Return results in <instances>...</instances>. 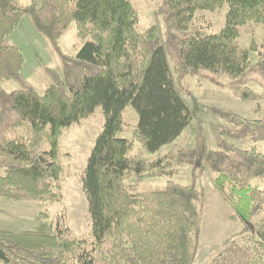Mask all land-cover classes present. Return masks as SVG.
<instances>
[{
  "label": "trees",
  "instance_id": "16d2710c",
  "mask_svg": "<svg viewBox=\"0 0 264 264\" xmlns=\"http://www.w3.org/2000/svg\"><path fill=\"white\" fill-rule=\"evenodd\" d=\"M19 3L0 0V197L58 202L63 130L98 107L105 123L83 177L92 221L91 249L73 238L61 221L55 228L41 221L30 231L1 230L0 262L67 264L78 252L77 264H190L197 187L168 180L163 191H130L125 185L129 152L137 142L145 152L156 153L174 143L191 123L174 76L183 80L209 72L234 82L255 75L264 81V41H253L248 49L236 43L240 29L264 26V0H163V38L155 25L145 33L138 31L139 17L130 0H32L26 8ZM222 8L227 10L225 26L218 34L189 32L198 10ZM25 15L63 65L62 75L54 74L43 95L22 77L21 49L8 43ZM71 24L77 37L87 40L73 55L60 46ZM252 53L258 64L251 62ZM11 81L23 89L6 92L2 84ZM255 97L248 88L243 94L244 99ZM129 107L139 118L132 140L118 137ZM228 123L222 132L227 141H221L207 160L216 189L235 208L231 219L248 224L258 218L257 244L253 248L245 238L232 241L210 264H264V154L231 142H264V119L231 115ZM171 174L176 172L156 176Z\"/></svg>",
  "mask_w": 264,
  "mask_h": 264
},
{
  "label": "rangeland",
  "instance_id": "374dc122",
  "mask_svg": "<svg viewBox=\"0 0 264 264\" xmlns=\"http://www.w3.org/2000/svg\"><path fill=\"white\" fill-rule=\"evenodd\" d=\"M162 1L130 0L139 17L140 33L147 32L154 25L158 27L161 37L165 33L160 11ZM31 2L20 0L19 5L26 8ZM226 11V8L198 10L189 25V32L218 34L225 26ZM86 41L77 37L76 26L71 24L60 41L61 50L65 54H76ZM253 41L258 44L264 41L263 25L250 24L240 29L236 41L240 49H248ZM8 43L21 49L24 56L22 77L40 95L53 83L54 74L62 75L63 65L59 54L48 39L37 32L30 16L21 18L17 29L8 38ZM251 62L258 64L256 53L251 54ZM174 79L178 93L192 114L191 123L174 143L156 153L145 152L137 142H133L125 185L135 193L163 191L168 180L197 187L194 257L190 264H210L232 241L245 238L256 248L254 233L258 228V218L250 220L248 224L231 219L235 208L216 189L207 157L218 149L221 141H227L222 132L229 124V116L239 115L249 121L264 119V81L261 76L255 75L248 77L247 81L234 82L209 72L188 75L183 80L174 76ZM2 87L8 93L23 89V86L13 81L3 83ZM247 88L253 91L255 99L243 98ZM138 119L137 112L132 107L127 108L124 130L118 137L132 140ZM104 123L103 110L98 107L90 117L63 130L59 141V162L63 170L60 200L47 204L18 202L0 197V231H30L41 221L55 228L59 220L73 238L85 241L86 249H91L92 221L83 177L91 150ZM231 142L240 148L256 147L264 154V142ZM187 153L190 154L186 158ZM173 170L176 174L156 176L161 171ZM44 213L47 217L42 216ZM77 256L78 252L69 256L67 264H77Z\"/></svg>",
  "mask_w": 264,
  "mask_h": 264
}]
</instances>
